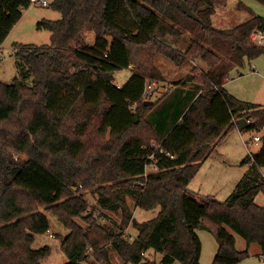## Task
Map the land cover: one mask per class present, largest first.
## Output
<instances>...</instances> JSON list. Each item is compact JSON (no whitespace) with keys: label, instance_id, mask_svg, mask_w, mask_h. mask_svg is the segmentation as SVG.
<instances>
[{"label":"trees","instance_id":"obj_1","mask_svg":"<svg viewBox=\"0 0 264 264\" xmlns=\"http://www.w3.org/2000/svg\"><path fill=\"white\" fill-rule=\"evenodd\" d=\"M181 1L52 0L60 18L38 22L50 31V42L15 43L23 71L11 82L0 80V264H42L49 247L32 248L34 233L49 229L42 209L69 230L60 242L64 264H83L90 255L108 260L107 246L124 264L141 263L148 250L162 254L159 264H201L196 229L202 224L218 245L211 264L250 256L248 248H236L227 227L248 246L258 243L264 263V205L255 201L264 193V135L224 201L188 189L217 142L237 129L238 118L249 117L246 129L264 126L263 106L223 87L234 66L264 55V44L251 39L253 30L264 32V17L248 9L247 20L217 28L213 0H184L197 20L181 11ZM30 3L0 0V45ZM182 30L191 34L183 51L165 44L167 35ZM86 31L94 33L91 43ZM158 53L177 66L198 59L207 69L190 72L147 104L145 81L164 80L154 63ZM128 67L132 76L116 88L113 73ZM152 140L163 150L155 151L159 170L142 177ZM86 189L119 221L95 218ZM128 199L159 212L139 221ZM128 226L136 230L132 239L124 232Z\"/></svg>","mask_w":264,"mask_h":264},{"label":"rangeland","instance_id":"obj_2","mask_svg":"<svg viewBox=\"0 0 264 264\" xmlns=\"http://www.w3.org/2000/svg\"><path fill=\"white\" fill-rule=\"evenodd\" d=\"M48 1L50 3L52 0ZM213 5L214 9L211 14V21L213 26L217 28H231L238 23L247 20L251 16L248 9L254 14L264 17V4L257 0H213ZM60 16V12L52 9L50 5H39L32 2L27 8L22 10L21 18L18 20L15 27L9 31L3 43V49L1 50L0 56L1 81L11 82L15 77H20V72L23 71L24 65L22 64L21 67L18 66L19 59L15 53V43L23 45L48 44L50 42V31L44 27H38V22L46 19L56 20L60 18ZM84 37L85 41L90 43L94 39V33L92 31H86ZM190 37L191 34L188 31L182 30L180 35H167L163 40L165 44L173 46L175 50L183 51V49L186 48ZM154 63L164 73V80H159L162 83V86L157 88L156 91L151 94L146 101L147 103L154 102L155 98H158L168 86L175 82V80L178 81L180 78L182 79L194 70H200V68L204 70L207 69L204 62L192 58H189L185 64L177 66L161 53L155 55ZM263 75L264 55H260L251 62L245 60L242 67L231 69L223 87L229 94L237 99L264 103ZM131 76L132 70L130 67L120 69L113 73L114 82L120 84H124ZM33 81L34 80L31 77L25 82L32 85ZM253 135L263 136L264 126L259 130H230L217 142L215 148H213L214 150H211V153L204 159L205 163L199 171L200 175L194 183L188 186L189 191L197 197L212 193L213 196L211 195V197L218 201H224L228 195L234 191L236 184L250 166L249 162H245V158L251 153H255L260 147L259 142L249 145V149L243 144L244 139H249ZM152 142L155 144L159 143L157 140H152L151 143ZM19 156L20 158L22 157V155ZM262 171L264 172V168ZM197 180H202V186L201 184L196 183ZM198 188L201 189L202 194L197 192ZM84 192L89 204L94 207V212L97 213L100 211L98 220L103 222L110 220L115 222L119 221V216L116 213L103 209L97 204L96 193L87 189L84 190ZM255 201L258 204L264 205V193H258L255 196ZM128 202L132 212H134V217L139 221L152 219L156 217L159 212L158 208L144 210L135 207L133 201L130 199H128ZM42 211L47 216L49 222L48 230L54 237H50L47 232L34 233L32 248L37 249L45 245L49 247L50 252L42 259V264H64L68 258L62 251L60 242L68 234L69 230L58 220L53 212L43 209ZM78 221L82 223L81 220ZM227 229L234 235L236 248L238 250L248 248L250 258L240 264H264L261 260L260 246L258 243L254 242L248 246L243 237L232 231L230 228L227 227ZM124 232L128 238H130L131 235H136L134 228L131 226L125 228ZM196 233L202 242V262L205 264L207 259H211L209 262V264H211L215 254L210 258V252L214 249L215 245L218 247L214 234L209 228L205 229L200 226L196 229ZM107 247L110 261L113 264H117L118 262L124 264L122 259L111 248V246ZM160 255V253L156 255L155 252L150 251L144 264H159L160 262L157 261V259L160 258ZM109 263L104 258L97 259L91 255L83 261V264ZM125 264L133 263L127 262Z\"/></svg>","mask_w":264,"mask_h":264},{"label":"built area","instance_id":"obj_3","mask_svg":"<svg viewBox=\"0 0 264 264\" xmlns=\"http://www.w3.org/2000/svg\"><path fill=\"white\" fill-rule=\"evenodd\" d=\"M32 3H36L39 5H49V1L48 0H29ZM251 39L254 43L256 44H263L264 42V34L262 31H258V30H253L251 32ZM91 43V42H90ZM1 45H0V56H1ZM113 83L115 85L116 88H120L122 86V84L114 82L113 79ZM162 86V83L158 80V79H147L144 83V87H143V91H142V95L141 98L146 100L148 99V97L151 96V94L153 92L156 91L157 88H160ZM169 87V86H168ZM168 87L166 89H168ZM260 141V136L259 135H253L252 137H250L249 139H244L243 140V144L245 145V147L247 149H249V145L255 143V142H259ZM151 147H153V151L149 152L146 157H145V163H144V171L141 174L142 177H146L148 174L153 173V172H157L159 170V162H160V158L158 156L155 155V151L157 150L158 152H163V150L161 148H158V144H155L154 142H152L150 144ZM168 156L172 157V155L167 152L166 153ZM263 177H264V172L262 171ZM81 184H78L77 186H74L73 189L77 190L78 188H81ZM90 212V211H89ZM100 215V211H98L97 213L94 212V217L98 218ZM48 233V235L50 237H54L53 234H51L49 232V230L46 231ZM133 237L130 236V239H132ZM142 255H144L145 257L149 256L148 251L142 252ZM261 260H263V257L261 256Z\"/></svg>","mask_w":264,"mask_h":264},{"label":"crops","instance_id":"obj_4","mask_svg":"<svg viewBox=\"0 0 264 264\" xmlns=\"http://www.w3.org/2000/svg\"><path fill=\"white\" fill-rule=\"evenodd\" d=\"M18 22V21H17ZM17 22L13 25V27H15V25L17 24ZM13 27L11 28V30L13 29ZM10 30V31H11ZM5 41V40H4ZM4 41H3V43H4ZM3 43L1 44V48L3 49ZM251 61H253V60H250V62ZM243 65V64H242ZM242 65L241 66H234L233 68H235V67H242ZM232 68V69H233ZM163 75H164V73H163ZM241 75V74H240ZM262 76V75H261ZM263 77H264V75H263ZM175 81H177V80H175ZM172 86V85H171ZM173 87V86H172ZM160 96V95H159ZM157 98H155V100H156ZM153 102V101H152ZM152 102H149V103H147V104H151ZM254 102V101H253ZM254 103H257V104H259V105H261V106H263L264 107V103H260V102H254ZM238 129V128H237ZM214 150V149H213ZM211 153V152H210ZM209 153V154H210ZM204 163H205V160L202 162V164H201V166H200V168H199V170L197 171V173L195 174V176L192 178V180L190 181V183H189V186L192 184V183H194V181L196 180V179H198L197 177L200 175L199 174V171H200V169L202 168V166L204 165ZM197 184H201V186H202V180H197V182H196ZM198 191V193H201L202 194V191H201V189H197ZM209 195L211 196H213V194L212 193H209ZM134 211V210H133ZM133 216H134V212H133ZM202 228V227H201ZM206 229V228H205ZM134 231L136 232V230L134 229ZM131 235V234H130ZM132 237H134L135 235H131ZM202 243V242H201ZM250 246V245H249ZM203 249V248H202ZM216 250H217V246L215 245V247H214V249L213 250H211V252H210V258H212L213 257V255L216 253ZM151 250H148V254H149V252H150ZM152 252H154V251H152ZM156 253V255H158V253L159 252H155ZM161 254V253H160ZM161 257H162V254L160 255V258H158L157 259V261H159L160 259H161ZM202 258H203V253H202V250H201V257H200V261H201V263L202 264H204L203 262H202ZM250 258V256L248 257V258H246V259H244V260H242L241 262H239L238 264H240V263H244V261H247V259H249ZM108 259H109V261H108V263L110 262L111 264H113L111 261H110V257L108 256ZM210 260L211 259H207V261H206V263L205 264H209V262H210ZM109 263V264H110ZM145 263V260H143L141 263H139V264H144ZM117 264H121V263H117Z\"/></svg>","mask_w":264,"mask_h":264},{"label":"water","instance_id":"obj_5","mask_svg":"<svg viewBox=\"0 0 264 264\" xmlns=\"http://www.w3.org/2000/svg\"><path fill=\"white\" fill-rule=\"evenodd\" d=\"M179 6L181 11L185 13L188 17L193 18L195 20L198 19L197 16L192 12L191 8L187 5V3L184 0L180 2ZM236 123H237V128L239 130L246 129L249 124V117L248 116L240 117L236 120ZM200 227L207 228V226L203 224L200 225Z\"/></svg>","mask_w":264,"mask_h":264}]
</instances>
